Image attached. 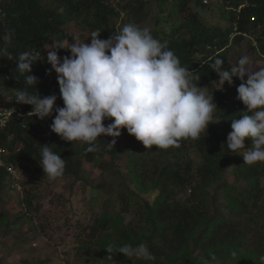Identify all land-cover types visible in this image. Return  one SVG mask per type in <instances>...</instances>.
Listing matches in <instances>:
<instances>
[{
  "label": "trees",
  "instance_id": "1",
  "mask_svg": "<svg viewBox=\"0 0 264 264\" xmlns=\"http://www.w3.org/2000/svg\"><path fill=\"white\" fill-rule=\"evenodd\" d=\"M175 1V13L182 15L183 22L167 34L162 29L150 30L151 34L167 43L183 67L199 74L198 86L206 87L210 94L219 93L217 99L214 96L218 106L215 118L219 121L210 124L208 134L203 133L198 140H183L179 147L147 149L139 141L136 149L130 146L131 141L125 145L130 157L128 173L120 176V187L115 186L116 193L103 201L93 224L84 225L79 233L78 248L86 264H104L109 255L117 264H260L259 258L264 255V163L247 165L226 144L232 131L231 119H239L240 112L246 110L237 99L241 81L234 77L233 84L220 91L218 77L207 65L209 57H218L225 61V68L231 66L239 59L236 51L247 46L256 49L255 59L261 61L258 66H264V0H222L221 5L214 6L210 5L214 0ZM207 6L230 10L226 15L230 24L208 23L197 9ZM123 10L128 12L127 18L122 17ZM146 11L145 0H0V37L6 32L12 34L7 50L14 56L30 50L41 53L32 65L31 74L39 79L36 88L41 97L56 95L55 106L63 107L58 82L53 80L55 72L48 74L51 66L46 62L45 48L49 40L63 41L78 35L90 43L91 33L96 30L101 31L100 39H108L128 23L145 28L141 23L147 18L152 20L148 12V17L143 13ZM248 37L250 41L244 45ZM58 55L63 58L70 52L60 49ZM24 86L15 62L0 57V98L9 93L13 105L7 108H16L4 124L0 122V148L5 150L0 154V196L7 176L19 179L21 173L32 172L35 177H47L42 167H31L39 163L41 145H51L65 159V179L77 180H81L84 161L96 163L99 157L121 150L117 141L126 129H122L113 147L108 145L113 137L98 138L94 152H86V145L64 141L53 132L47 135L56 113L44 120L23 118L20 113L31 111V106L18 104L14 89ZM108 123L111 121H104L105 126ZM250 143L245 140L246 147ZM191 150L200 160L189 158ZM229 172L233 181L226 178ZM151 192L156 194L152 202L146 199ZM38 195L39 192L32 195L34 198L24 195L22 213L0 209V264H8L4 257L20 246L15 228L28 221L30 230L43 234L52 226V215L46 221L40 219L41 214L34 216L43 208V200L36 201ZM218 198L223 204H217ZM71 210L73 214L81 211L73 207ZM131 213L136 221L128 222L126 216ZM140 243L149 246L155 261L125 259L122 253L115 252L119 246ZM107 246H112L114 253H107ZM233 251L237 253L235 257L231 255ZM50 260L30 256L21 258L18 264H49Z\"/></svg>",
  "mask_w": 264,
  "mask_h": 264
},
{
  "label": "clouds",
  "instance_id": "2",
  "mask_svg": "<svg viewBox=\"0 0 264 264\" xmlns=\"http://www.w3.org/2000/svg\"><path fill=\"white\" fill-rule=\"evenodd\" d=\"M100 35V30L93 31L90 43L72 35L71 43L67 38L53 42L48 48L46 62L51 66L48 74L55 72L53 80L58 82L63 107L55 106L56 95L41 97L36 88L39 79L31 74L32 65L41 53L30 50L14 56L7 50L12 34L6 32L0 37L4 42L0 57L14 61L24 80L23 88L14 89L16 102L31 106V111L23 113L41 120L56 113L47 135L53 132L64 141L86 145V152H94L98 138L113 137L108 143L113 147L116 138L122 135V129H126L145 148L156 146L167 150L179 147L183 140L200 139L203 133L208 134L210 124L219 121L215 118L218 106L213 93L198 86L199 74L183 67L167 43L154 38L150 29L128 23L108 39H100ZM60 49L70 52V56L61 58L58 55ZM224 62L218 57H209L207 62L218 77L220 87L217 89H223L225 84L231 86L233 78H238L241 83L237 88V99L246 108L240 112L239 119L235 116L231 119L232 131L227 136V147L230 152L241 155L247 165L264 163V66H254V61L247 55L226 68ZM54 87L52 85V91ZM14 110L15 107L3 115L0 111V116ZM105 120L111 123L105 126ZM246 138L251 141L247 147ZM50 146L41 145L38 161L44 176L50 182H56L64 176L66 162ZM105 250L114 253L112 246ZM115 252L146 262L156 259L144 243L125 244L117 247ZM231 255L235 257L237 253L233 251ZM259 259L260 264H264V255ZM212 260L216 261V258L213 256ZM104 264L116 262L109 255Z\"/></svg>",
  "mask_w": 264,
  "mask_h": 264
},
{
  "label": "rangeland",
  "instance_id": "3",
  "mask_svg": "<svg viewBox=\"0 0 264 264\" xmlns=\"http://www.w3.org/2000/svg\"><path fill=\"white\" fill-rule=\"evenodd\" d=\"M146 12L149 13L150 19H145L141 24L143 27L150 30L162 29L164 33L172 31L173 27L178 26L183 22L182 15L175 13L174 5L175 0H145ZM213 1V0H212ZM221 5L222 0H214L213 4ZM118 6V3H115ZM161 6L163 8H161ZM198 11L202 13L203 18L211 24L228 26L229 16L226 17L230 10L222 9L212 10L208 8L197 7ZM200 13V14H201ZM127 18L128 12L123 10L122 17ZM159 20V24H158ZM120 20L118 27L120 26ZM67 29L74 31L73 27ZM164 29V30H163ZM88 34V32H86ZM247 39V40H246ZM243 44L246 45L250 38H246ZM72 42V39H69ZM55 42L54 39L49 40L46 45V54ZM256 45V42H254ZM239 58L243 55L249 56L254 61V66H258L261 61L258 58L255 59L256 49L251 47H244L242 50L236 51ZM229 85L225 84L223 89L225 91ZM220 87V85H219ZM215 99L219 97V93L214 92ZM13 105L12 97L9 93L0 98V111L3 115L6 111L10 110L7 107ZM7 116H0V122L4 123ZM248 141L249 139L246 138ZM131 141V144H130ZM138 140L132 137L125 130L124 135L117 141L121 146V150L117 154H105L103 157H99L98 162L84 161L81 166V180L75 178L62 177L56 182H50L48 178L35 177L32 172L21 173L19 179L17 177L7 176L4 182L3 194L0 196V209H6L12 214L22 213L25 211L21 199L24 195L32 196L39 192L37 196L38 200H43L42 212L35 213L37 218L41 214L40 219L43 217L44 221L53 216L52 226L47 227L43 234H36L30 230L28 221L24 222L23 226L15 228L16 242L20 244L18 250L11 255H7L5 252L4 259H7L8 264H18L19 260L23 257H40L43 259L50 258L49 264H86L84 255L79 250V233L84 225H92L95 217L100 213L102 203L110 194H115V186L121 184V175L128 173L129 153L126 152L125 145L130 144L132 149H136L138 146ZM21 147V146H19ZM78 156H80L78 154ZM189 158L200 160V156L191 150ZM83 160V159H82ZM41 167L39 163H33L31 167ZM18 176V175H17ZM16 178V179H15ZM228 179L233 181V175L230 172L227 174ZM34 180H39L35 182ZM33 182V186L31 182ZM31 185V186H30ZM29 186L31 190L28 191ZM34 187V189L32 188ZM98 188H100L98 190ZM32 194V195H31ZM155 193L146 194V199L152 202L155 197ZM33 197V196H32ZM34 198V197H33ZM183 198L185 196L183 195ZM218 203L223 204V200L218 198ZM58 202V203H57ZM57 203V204H56ZM79 208L81 211L78 214H73L71 208ZM136 207V206H135ZM72 211V212H71ZM128 222L136 221L133 214H127ZM135 223V222H133ZM38 235V236H37ZM42 235V236H41ZM27 243V244H26ZM3 253V252H2ZM198 253V251H197ZM1 254V253H0ZM125 259L127 257L123 256ZM133 259V257L131 258ZM7 262V261H6ZM117 264V263H116Z\"/></svg>",
  "mask_w": 264,
  "mask_h": 264
},
{
  "label": "built area",
  "instance_id": "4",
  "mask_svg": "<svg viewBox=\"0 0 264 264\" xmlns=\"http://www.w3.org/2000/svg\"><path fill=\"white\" fill-rule=\"evenodd\" d=\"M11 113H12V112H11V111H9V112L6 114V116H7V117H8V116H10V115H11ZM26 115H27V113H25V114H24V113H22V114H21V116H22L23 118H25V117H26ZM4 122H5V121H4ZM4 152H5L4 148H0V154H1V153H4Z\"/></svg>",
  "mask_w": 264,
  "mask_h": 264
}]
</instances>
